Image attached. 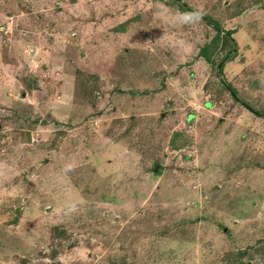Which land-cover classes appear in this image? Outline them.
I'll list each match as a JSON object with an SVG mask.
<instances>
[{
	"label": "rangeland",
	"instance_id": "1",
	"mask_svg": "<svg viewBox=\"0 0 264 264\" xmlns=\"http://www.w3.org/2000/svg\"><path fill=\"white\" fill-rule=\"evenodd\" d=\"M239 262L264 264V0H0V264Z\"/></svg>",
	"mask_w": 264,
	"mask_h": 264
},
{
	"label": "trees",
	"instance_id": "2",
	"mask_svg": "<svg viewBox=\"0 0 264 264\" xmlns=\"http://www.w3.org/2000/svg\"><path fill=\"white\" fill-rule=\"evenodd\" d=\"M179 7L182 10H185L186 6L184 4H180ZM204 20L209 24L212 25V27L215 29V35L210 39L208 43H204L200 48L198 52V56L202 58L206 63L210 65H214L216 72L218 75L222 74L224 61H228L230 58V50L227 52V54L219 61L218 64H214L213 56L217 53L220 47V42L224 41V47L226 48L227 45H230V41L232 40L231 34L232 31H225L221 32L220 26L214 22L211 18H204ZM223 48V44L221 45ZM229 53V54H228ZM225 59V60H224ZM227 90L230 93V95L236 100L239 101L237 98V94L234 88H232L230 85H227ZM242 105L246 106L247 109L251 110V108L248 106L247 103L241 102ZM173 143V142H172ZM239 264H243L242 262H239Z\"/></svg>",
	"mask_w": 264,
	"mask_h": 264
}]
</instances>
